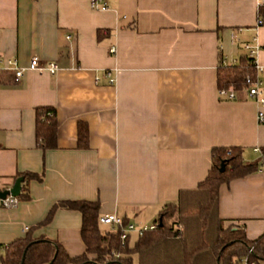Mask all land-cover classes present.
<instances>
[{
  "label": "crops",
  "instance_id": "crops-1",
  "mask_svg": "<svg viewBox=\"0 0 264 264\" xmlns=\"http://www.w3.org/2000/svg\"><path fill=\"white\" fill-rule=\"evenodd\" d=\"M105 2L93 9L89 0H0V54L21 65L32 55L57 64L53 73L25 70L18 81L0 76V189L22 175L26 194L0 205V252L33 226L31 236L79 255L80 212L57 206L42 222L53 203L98 200L99 214L147 224L204 178L213 147L238 145L250 161L259 157L253 147L264 146L256 101L245 90L219 96L216 83L219 59L237 62L248 42L264 88V23H257L264 0ZM41 106L54 109L51 146L36 139ZM79 123L86 146L77 145ZM216 214L223 226L259 235L264 170L220 183ZM135 239L130 233L128 245Z\"/></svg>",
  "mask_w": 264,
  "mask_h": 264
},
{
  "label": "trees",
  "instance_id": "trees-1",
  "mask_svg": "<svg viewBox=\"0 0 264 264\" xmlns=\"http://www.w3.org/2000/svg\"><path fill=\"white\" fill-rule=\"evenodd\" d=\"M257 18L264 23V3L259 4ZM257 77L253 57L243 54L234 64H222L219 59L216 68L218 88L232 86L234 91H247L249 82ZM248 79V80H247ZM35 135L42 147L51 146L55 135L54 109L41 106L35 109ZM86 127L78 124L77 145L86 146ZM223 169L219 170L220 162ZM264 170V146L259 157L244 160L241 147H213L211 165L206 175L194 189L179 191L175 201L165 203L153 220L156 226L136 235L132 245H128V234L123 244L119 234L121 226L128 220L121 217V226L111 229L101 228L98 200H61L52 204L42 222L47 221L54 208L64 207L80 212V236L84 251L69 256L62 244L40 235L31 236L29 226L23 236L14 238L2 246L0 264H133V255L138 264H258L264 259V230L256 237H246L239 225H222L216 214L218 186L232 178ZM26 176H31L26 173ZM19 192L15 198H24ZM190 219L195 221L192 225ZM214 226H208V220ZM182 222V229L175 225ZM41 222V223H42ZM211 223V222H210ZM188 227V228H187ZM194 231V233H193Z\"/></svg>",
  "mask_w": 264,
  "mask_h": 264
},
{
  "label": "built area",
  "instance_id": "built-area-1",
  "mask_svg": "<svg viewBox=\"0 0 264 264\" xmlns=\"http://www.w3.org/2000/svg\"><path fill=\"white\" fill-rule=\"evenodd\" d=\"M89 6L93 9H105L107 4L105 0H89ZM257 23L260 24V19H257ZM235 38V37H234ZM243 48L246 50L247 55L252 56L255 51V46L250 45L248 42L242 43ZM114 50L113 46L109 47V51ZM222 64H234V59L226 60L221 59ZM253 64L256 69V72L261 71V66L254 62ZM57 69V64L55 61L50 60L46 62H41L35 55L29 57L25 65H21L15 57L4 56L0 54V76L3 73H9L12 81H18L22 76L25 70H34L38 73H41L44 70H47L49 73L55 72ZM103 75L107 82L112 83L114 81V76L111 71L105 69ZM97 79V77H95ZM248 80V79H247ZM217 93L219 96H226L232 98L234 96V89L230 85L228 87L218 88ZM247 94L249 97L253 98L258 104V109L256 112V117L258 121H262L264 118V88L262 86V81L257 76L254 80L249 82L247 87ZM254 151H258L257 147H253ZM16 201L15 196L6 195L3 198H0V205H10ZM97 220L100 224L106 225L108 228H115L116 226H121V217L116 215L113 212L109 213H100L97 217ZM156 226L155 222H150L147 224H135L133 222H127L125 225L121 226V232L119 234L120 243L123 244L125 238L128 234L133 233L135 235L140 234L146 229H151ZM253 264V262H251Z\"/></svg>",
  "mask_w": 264,
  "mask_h": 264
},
{
  "label": "water",
  "instance_id": "water-1",
  "mask_svg": "<svg viewBox=\"0 0 264 264\" xmlns=\"http://www.w3.org/2000/svg\"><path fill=\"white\" fill-rule=\"evenodd\" d=\"M223 169V162L221 161L219 164V170ZM23 176H17L10 187L0 189V198H3L6 195L16 196L19 192L20 181L22 180ZM50 264V263H47Z\"/></svg>",
  "mask_w": 264,
  "mask_h": 264
},
{
  "label": "rangeland",
  "instance_id": "rangeland-1",
  "mask_svg": "<svg viewBox=\"0 0 264 264\" xmlns=\"http://www.w3.org/2000/svg\"><path fill=\"white\" fill-rule=\"evenodd\" d=\"M182 221L181 220H178V222H176V227L178 228V229H182V227H183V225H182V223H181ZM188 222H190L192 225L195 223V221H193L192 219H190ZM208 226H214V223L212 222V220H208ZM211 222V223H210ZM105 227V225H101V228H104ZM188 228V227H187ZM193 233H194V231H193Z\"/></svg>",
  "mask_w": 264,
  "mask_h": 264
}]
</instances>
